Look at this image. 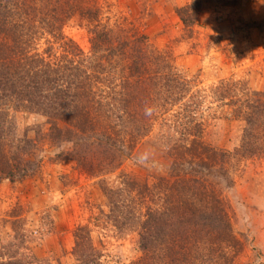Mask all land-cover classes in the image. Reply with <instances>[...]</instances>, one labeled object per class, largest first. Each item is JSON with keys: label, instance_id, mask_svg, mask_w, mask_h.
Instances as JSON below:
<instances>
[{"label": "trees", "instance_id": "trees-1", "mask_svg": "<svg viewBox=\"0 0 264 264\" xmlns=\"http://www.w3.org/2000/svg\"><path fill=\"white\" fill-rule=\"evenodd\" d=\"M198 8L193 1L175 9L185 28L196 24ZM76 15L87 23L88 54L64 33ZM249 23L262 29L264 17ZM116 80L114 97L127 116L118 115L121 120L113 124L104 111L109 97L101 85ZM220 85L219 98L228 99L231 113L244 109L239 117L246 126L239 154L232 157L252 156L261 147L259 141L264 143V89L239 94L237 81L223 80ZM193 87L194 82L166 52L154 49L143 31L124 18L104 20L98 0H0V179L27 173L21 165L23 146L13 142L14 112L45 116L46 137L74 145L76 156L71 151L65 157L95 176L120 166L126 137L128 147L134 148L160 120L157 124L179 130L185 141L192 138L193 149L170 147L174 159L155 166L150 182L135 183L139 190L131 183L129 192L137 197L141 192L143 200L134 194L130 210L120 211L119 199L108 196V217L139 227L140 256L133 264H230L241 242L231 228L222 189L232 188L234 181L226 162L214 159L218 149L201 142L204 119L193 101L198 93ZM83 142L93 146L85 144L90 148L85 152ZM92 154L96 159L87 158ZM73 233L77 264H105L89 238L88 225H79ZM26 261L9 256L1 257L0 264Z\"/></svg>", "mask_w": 264, "mask_h": 264}, {"label": "rangeland", "instance_id": "rangeland-1", "mask_svg": "<svg viewBox=\"0 0 264 264\" xmlns=\"http://www.w3.org/2000/svg\"><path fill=\"white\" fill-rule=\"evenodd\" d=\"M193 1L199 6L196 24L185 28L175 9ZM98 3L104 20L112 23L127 19L147 35L154 49L166 52L173 64L194 82L193 93H198L193 94V101L199 105L198 113L204 119L201 142L206 148L218 149L214 159L226 162L224 167L234 181L232 188L222 189L231 228L241 242L230 264H264V143L259 141L261 147L254 149L252 156L233 158L234 153L239 154L236 150L246 126L239 117L244 109L231 113L228 99L219 98L223 80L239 82V94L264 89V25L262 29L249 25L250 21L264 17V0ZM64 33L88 54L90 34L85 20L73 16ZM39 48H43V43ZM118 82L101 85L110 98L106 99L104 111L113 124L121 120L118 115L127 116L125 109L118 106V97H114V84ZM159 121L154 122L147 136L137 139L134 148L128 147L130 140L126 137L120 166L95 176L84 171L75 159L65 157V152H75L74 145L57 144L46 137L49 124L45 116L14 112L13 142L23 146L21 165L27 173H17L19 178L14 180L0 179V259L11 256L27 259L26 264L30 259V264H77L73 232L85 224L89 226L90 240L101 250L102 262L133 264L140 256L139 227L123 219L111 221L108 196L119 199L120 211L127 207L130 210L135 203L131 200L134 194L143 200L141 192L140 198L135 191L129 192L131 183L150 182L155 166L174 159L169 156L170 147L192 146V138L185 141L179 130L170 131L157 124ZM81 144L85 152L90 149L87 145L93 146ZM63 148L64 153L60 154ZM220 151L226 153L222 155ZM208 154L210 158L211 153Z\"/></svg>", "mask_w": 264, "mask_h": 264}]
</instances>
